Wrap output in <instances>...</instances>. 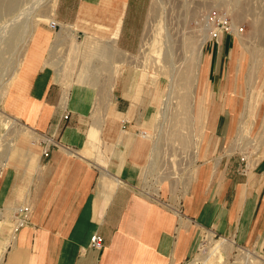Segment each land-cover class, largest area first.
<instances>
[{"label":"rangeland","instance_id":"374dc122","mask_svg":"<svg viewBox=\"0 0 264 264\" xmlns=\"http://www.w3.org/2000/svg\"><path fill=\"white\" fill-rule=\"evenodd\" d=\"M17 1L0 0V179L5 172L31 176L39 165L42 137L7 109V100L30 46L29 36L37 28L48 29L50 21L63 30L57 83L65 93L66 103L87 112V122L78 126L84 140L79 151L85 150L90 134L97 129L101 141L98 164L107 169L114 156L128 155L133 140L143 141L146 158L139 167L136 186L142 194L152 195L169 184L176 202L196 176L199 165L212 163L208 151L213 134L207 127L217 117L229 124L225 153L233 160L229 175L235 182L252 176L256 163L264 159V0L146 1V24L139 46L127 48L118 46L116 30H105L104 26H88L82 34L78 30L72 32L79 0ZM11 3L17 5V10ZM222 24H226L228 34L221 33ZM202 42L199 67L212 75L208 86L225 88V94H205L206 85L193 81L199 72L197 50ZM191 57L194 62L190 64ZM124 72L131 74L137 84L134 105L140 103L142 96L148 98L149 112L141 127H123L113 113L111 99ZM175 73L177 81L172 84L169 77ZM179 73L191 75L186 113L178 106L180 97L185 95ZM171 85L176 99L174 96L175 100L168 102L165 99ZM193 92L202 98L206 110L203 126L194 120ZM215 104L218 110L211 111ZM248 104L252 106L250 113ZM141 132L149 134L147 139L141 138ZM126 135L130 143L125 146L121 138ZM85 156L93 157L94 150ZM218 158L220 155L215 163ZM224 166L225 161L218 164V171ZM251 176L250 181H256ZM233 194L230 189L231 198ZM22 208L25 207H19ZM16 209L0 208V251L12 240L21 219ZM245 235L237 222L228 234L197 227L191 255L183 264H264V223L260 233L254 228L249 238ZM222 238L230 246L227 244L220 254L212 252ZM245 250L252 251L255 258H246Z\"/></svg>","mask_w":264,"mask_h":264},{"label":"crops","instance_id":"0c3cea01","mask_svg":"<svg viewBox=\"0 0 264 264\" xmlns=\"http://www.w3.org/2000/svg\"><path fill=\"white\" fill-rule=\"evenodd\" d=\"M146 1L79 0L70 29L82 34L88 26H104L119 33L121 48L139 46L146 24ZM62 31L43 27L31 33L30 46L9 92L7 109L42 137L40 145L48 146L50 154L47 158L41 154L31 176L5 172L0 179V208L28 209L27 221L14 231L0 264H183L191 255L197 227L228 234L237 222L246 238L254 228L260 233L264 159L256 163L252 176L234 181L229 175L233 160L225 153L227 120L217 117L210 121L207 130L213 137L207 151L212 163L199 165L176 202L169 184L152 195L137 190L139 167L146 158L143 141L133 140L128 155L114 156L107 169L98 164L100 138L96 149L87 142L85 150L79 151L84 140L78 126L88 117L82 107L65 102V93L57 83ZM226 45L225 41L224 50ZM211 79L210 71L199 67L195 83L206 85L205 94H225V88L208 86ZM136 86L132 75L125 72L115 85L113 113L123 127H141L148 116L147 97L133 103ZM194 94V120L203 126L206 110L202 98ZM217 110L215 104L211 111ZM141 134L147 139V133ZM129 138H121L125 146ZM91 150L94 156H85ZM218 155L220 161L215 163ZM223 161L224 169L218 171ZM250 176L256 181L251 182ZM94 236L102 239L100 249L90 244Z\"/></svg>","mask_w":264,"mask_h":264},{"label":"bare ground","instance_id":"6f19581e","mask_svg":"<svg viewBox=\"0 0 264 264\" xmlns=\"http://www.w3.org/2000/svg\"><path fill=\"white\" fill-rule=\"evenodd\" d=\"M13 1V0H12ZM16 2H18L17 0H15ZM16 2H15V4H16ZM158 2H160V1H158ZM12 4V3H11ZM10 4V5H11ZM15 4H12L11 6H15V10H17L16 8H17V5H15ZM18 4V3H17ZM18 5H20V4H18ZM8 6V5H7ZM10 6V7H11ZM12 7V8H13ZM19 7V6H18ZM11 8V10H13ZM23 8V7H22ZM8 10V9H7ZM15 10H14V12H15ZM11 12V11H10ZM14 14V13H13ZM19 14V13H18ZM155 14V13H154ZM8 16H9V13H8ZM14 16H16V15H14ZM1 17V16H0ZM3 17V16H2ZM14 18V17H13ZM18 18V17H17ZM165 20V19H164ZM15 21V20H14ZM166 21V20H165ZM51 22V21H50ZM49 22V23H50ZM5 23V22H4ZM8 23V22H7ZM10 24V23H9ZM12 24V23H11ZM165 24V23H164ZM6 25V24H5ZM176 25V24H175ZM2 26H4V24L2 25ZM157 27V26H156ZM6 28V27H5ZM165 28V27H164ZM163 28V29H164ZM170 31V30H169ZM157 32V31H156ZM181 34V33H180ZM165 35V34H164ZM169 35V34H168ZM174 35V34H173ZM176 35V34H175ZM166 36V35H165ZM180 36V35H179ZM2 37V36H1ZM170 37V36H169ZM171 38V37H170ZM174 38V37H173ZM189 39V38H188ZM187 39V40H188ZM157 40V39H156ZM179 40V39H178ZM191 40H192V38H191ZM149 41V40H148ZM189 41V40H188ZM159 43V42H158ZM189 43V42H188ZM148 44L150 45L151 44V46H152V42L151 43H149L148 42ZM164 44H167L166 42L164 43ZM191 44V43H190ZM168 45H169V43H168ZM202 45H203V42L200 44V46H199V48H198V50H197V63L198 64H196V65H198V68H197V72H198V70H199V60H200V55H201V51H202ZM150 46V47H151ZM177 46H178V44H177ZM188 46H192V45H188ZM161 47V46H160ZM171 47H172V45H171ZM194 47V46H193ZM190 48V47H189ZM165 49H167L166 47H165ZM191 49V48H190ZM194 49H195V47H194ZM168 50H170L169 48H168ZM172 50V49H171ZM173 51V50H172ZM176 51V50H175ZM174 51V52H175ZM191 51V50H190ZM1 52V51H0ZM168 52V51H167ZM164 52H162V54H163ZM169 53H170V51H169ZM191 53H192V51H191ZM171 54V53H170ZM169 55V54H168ZM180 55V54H179ZM190 56V55H189ZM191 56H192V54H191ZM163 58V57H162ZM189 59V58H188ZM192 59V57L188 60V61H190ZM177 62V61H176ZM184 62V61H183ZM182 62V63H183ZM191 62H194V60L193 61H190V64H191ZM171 63V62H170ZM187 64V63H186ZM186 64H184V65H186ZM174 65V64H173ZM183 65V67H185ZM170 66V65H169ZM193 67V66H192ZM168 68V67H167ZM166 68V69H167ZM182 68V67H181ZM187 68V67H186ZM165 69V68H164ZM173 69V68H172ZM171 70V69H170ZM191 70V69H190ZM177 71H178V69H177ZM176 72V71H175ZM177 73V72H176ZM176 73H175V75H171L169 78H170V81L172 82V84H173V81H177L176 79H177V76H176ZM170 74H171V72H170ZM178 80H180V82H181V88L182 89H185V95H183L182 97H180V101L178 102V106L179 107H182V109L185 111V113L188 111V100H189V95L188 94H186V90H188V88L190 87L189 85H190V83H191V75H187V74H182V75H180V73H179V75H178ZM196 77H197V73H196V75H195V79L193 80V81H196ZM256 77V76H255ZM257 78V77H256ZM192 81V82H193ZM255 85V84H254ZM173 87L174 86H172L171 85V87L168 89V91H167V95H166V101H168V102H171V101H173V99H174V96H175V99H176V90L174 91V89H173ZM254 87V86H253ZM66 98H68V96L66 97ZM172 99V100H171ZM174 99V100H175ZM171 100V101H170ZM165 101V104H164V109H166L167 108V106H168V102H166ZM166 107V108H165ZM247 111L250 113L251 112V110H252V106L250 105L249 106V104H248V106H247ZM169 111V110H168ZM167 113V112H166ZM169 114V113H168ZM182 114H183V112H182ZM167 115V114H166ZM249 115V114H248ZM168 116V115H167ZM162 117V116H161ZM162 119H163V117H162ZM175 119V118H174ZM167 123H168V121H167ZM240 129V128H239ZM240 130H238V133H239V135H240V133H241V131L239 132ZM98 130L97 129H94L93 130V132L90 134L91 135V137H90V140H89V143L93 146V148H97V146L99 145V137H98ZM147 136H149V134H147ZM17 225H19V224H17ZM18 227V226H17ZM13 237H14V234L12 235V239H13ZM228 241V240H227ZM227 241H226V239H221L220 240V242H218L217 244V246L213 249V251L212 252H215V253H221V251H224V250H226V246H227ZM229 246H230V244H228ZM4 251H5V249H4ZM4 251H0V260H1V257H2V255H3V252ZM228 251V250H227ZM244 254H245V256H246V258H255L254 256H253V254H251V252H249L248 250H245L244 251ZM245 258V259H246ZM205 260V259H204Z\"/></svg>","mask_w":264,"mask_h":264},{"label":"built area","instance_id":"2783aa9c","mask_svg":"<svg viewBox=\"0 0 264 264\" xmlns=\"http://www.w3.org/2000/svg\"><path fill=\"white\" fill-rule=\"evenodd\" d=\"M224 25H226V24H222L223 31H221V33L228 34L229 33V29L226 26H224ZM48 28L51 29V30H56V29H59L60 27L55 22L51 21L48 24ZM212 36L215 37L216 35L213 34ZM64 119H68V115H65ZM49 154H50V148L48 146L44 147L43 148V152H42L43 157L47 158L49 156ZM18 212H19V217L21 216V219L19 220V225H18V227H20L27 221L28 209L22 208V209H19ZM90 244H91V246L93 248L100 249L102 247V239L100 237H98V236H94V237L91 238Z\"/></svg>","mask_w":264,"mask_h":264}]
</instances>
